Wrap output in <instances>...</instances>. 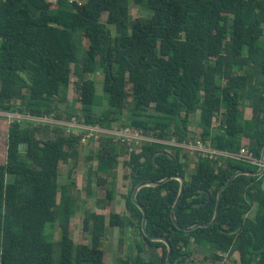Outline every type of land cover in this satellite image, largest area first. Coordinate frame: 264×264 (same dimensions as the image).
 <instances>
[{"label":"trees","instance_id":"trees-1","mask_svg":"<svg viewBox=\"0 0 264 264\" xmlns=\"http://www.w3.org/2000/svg\"><path fill=\"white\" fill-rule=\"evenodd\" d=\"M131 3L149 15L133 18ZM97 73L103 96L97 94ZM71 86L76 100L69 105ZM105 101L106 112L96 116L93 109ZM61 104L69 106V117L79 110L88 124H129L144 135L179 142L197 134L215 148L245 147L259 159L264 147V0H0V110L62 120ZM1 134L0 264H109L104 261L107 228L119 229L120 252L127 230L133 232L134 245L126 244L118 264H166L167 246L143 234V214L131 200L135 187L184 177L176 218L186 228L213 219L218 192L235 172L258 169L198 157L189 171L188 156L175 147L170 148L174 154L158 156L154 165L153 156L169 147L145 142L123 163L129 170L130 187L123 195L128 215L111 211L113 183L105 189L106 201L97 202L99 211L86 210V238L76 243L71 220L78 207L73 190L82 135L29 122L10 124L3 145ZM120 156L112 139L102 141L93 171L97 186L114 182ZM61 165L69 166L64 183ZM93 176L85 187L88 195ZM179 191L173 179L137 195L150 236L171 244L172 264H195V253L203 250L211 253L204 257L211 264H264V174L238 176L223 192L216 223L191 232L178 230L171 218ZM207 193L211 199L204 205ZM255 208L254 218L249 217ZM47 224L58 226V241L45 236Z\"/></svg>","mask_w":264,"mask_h":264},{"label":"rangeland","instance_id":"rangeland-1","mask_svg":"<svg viewBox=\"0 0 264 264\" xmlns=\"http://www.w3.org/2000/svg\"><path fill=\"white\" fill-rule=\"evenodd\" d=\"M79 2H84L85 0H78ZM130 12L133 18H137V17H147L149 15V13L144 10L143 7H139L136 6L135 4L131 3L130 4ZM102 22H106V16H104L102 18ZM109 28L112 30V32H114V28L112 26H109ZM84 44L88 45L87 42L83 43L81 46V53L83 52L84 49ZM94 79L96 81V89H97V94L98 95H105L103 92V80H102V75L101 73H97L96 75H94ZM75 80V77L72 76V81ZM76 100L75 98V93L72 89V86L70 87L69 90V96H68V104L71 105L74 103V101ZM245 105V103L243 104V106ZM69 106L67 104H61L60 105V114L62 116V120L67 123L70 124L73 121L77 122V125H82L83 127L85 125H91V126H101L100 124H88L84 121V119L81 117V112L78 110V116H74V117H69L68 115L71 114L70 110L68 108ZM245 108V113L244 116L245 118L249 119V117L251 116V112L249 110V108L247 107V105L244 106ZM107 109V102H104V105H102L101 107H95L93 109V113L96 116H103V114L106 112ZM74 110V109H73ZM54 119V115L51 116ZM130 118V113L129 112H124V116H123V121H127ZM57 119V118H56ZM246 119V120H247ZM199 120V115L197 114L195 118H193V124L191 126V133H195L196 129H195V123H197ZM245 120V119H244ZM129 122V121H128ZM10 126V122L8 121V119L5 118H1L0 119V130L2 132L1 134V144L3 145L5 140H6V136L5 134H7L8 128ZM38 126L47 129V131H53L54 128L56 127H60V128H64L66 130L67 133L68 132V127L67 126H60V125H56V124H39ZM106 128V127H103ZM117 128L119 129H124V128H131L134 129L133 127H130L129 124H127L125 127H119V126H115L113 128H108V129H115ZM137 132H139L137 129H134ZM72 132V130H70ZM82 132H77V134H80ZM199 133V132H198ZM73 134V133H72ZM75 135V134H74ZM82 135V134H80ZM102 135L99 134H95V137L86 140L84 143L82 142L81 144V148H80V157L82 158V161H80V167L79 169L76 171L77 175H74L76 178V189H74V193H75V197L76 200L78 202V211L73 219L74 222V231H73V239L76 243L81 242L83 238H86V236L84 235V233L82 232V226H83V218H84V213L85 210L88 208V204L86 202L87 198V194H86V185H87V181L89 178V174H92V171L90 170V166L96 167V165L98 164V162L96 161V157H97V153L99 152L100 149V145L102 146V141H106L107 139H111V138H107V136L104 137H100ZM147 137L150 138H154V139H158L156 137H152L149 135H145ZM123 139V138H122ZM200 139V136H198L196 134V137L191 138V141H197ZM123 141L119 140L118 142H116V140L112 141L114 143L117 144V152L121 155L119 157V167H118V176H117V186H118V190L124 192V188L126 186H128V182H127V178L129 175V170H127L126 168H124V162L126 160H128L131 150H135L136 147L138 145L143 144L142 142H137V141H132L131 143H129L127 140L123 139ZM240 141V139H239ZM145 143V142H144ZM174 150L173 149H165V152L162 153H166V154H174ZM183 155H187L189 158V171H191L194 167V164L196 162V160L198 159L197 156L195 155H191L189 152H183ZM89 156L93 157L92 161H86L87 158ZM69 171V166L66 165H61L60 166V183H64L67 179V174ZM96 176L93 177V183H92V196L89 199H92V204L90 203V206H93L92 209L95 207V204L97 201H106V193H105V189L108 186H97V180H96ZM119 192V198L122 196V194ZM121 199V198H120ZM124 200H120L119 205L123 204ZM113 208L116 211H119L120 207H117L116 203H113ZM120 212H122V214L124 213L123 209L120 210ZM255 212H256V208L254 211H252L249 214V217L254 218L255 216ZM45 236L47 237V239L51 242H56L60 239L61 237V232L58 228L57 225H53V224H47L46 228H45V232H44ZM118 237H119V231H117V229H113V228H108L107 230V237H106V244L107 247L104 246V251H105V259L104 261L109 263V264H118V262L121 259H124L126 256H123V250H125L126 245H124V248L121 250H118ZM125 243L127 244V246H129V244L133 243V238L132 236L128 237L125 239ZM211 253L209 251H198L195 253L194 255V259H195V264H211L210 261H206L204 259L205 256H209ZM233 259H235L236 261L239 260V255L236 253L233 256ZM216 264H220V263H216Z\"/></svg>","mask_w":264,"mask_h":264},{"label":"built area","instance_id":"built-area-1","mask_svg":"<svg viewBox=\"0 0 264 264\" xmlns=\"http://www.w3.org/2000/svg\"><path fill=\"white\" fill-rule=\"evenodd\" d=\"M5 118L8 119L10 124L13 122L19 123H32L34 126H38L39 124H56L60 126H67L68 132L73 133L75 135L82 134V142L84 143L86 140L95 137V134L102 135L100 137L107 136V138H111L118 142L119 140L123 141V139L127 140L129 143L132 141L137 142H146V143H158L166 145L170 148H179L183 152H189L191 155H195L197 157H201L204 159H208L211 161H223V160H233L237 162H243L248 165L259 168L260 166V158H256L254 153L245 147H241L238 151H226L215 148L210 142H203L201 139L197 141L188 140L187 142H179L176 138L171 140H162V139H154L145 136L141 131L137 132L131 128L124 129H108L103 128L101 126H91L85 125H77V122H72L70 124L65 123L63 120H59L56 118H52L49 116L36 117L30 114H21V113H9L0 110V119ZM216 123V119H214ZM72 130V132L70 131ZM77 132H82L77 134ZM123 138V139H122ZM132 151V150H131ZM264 174V172H263Z\"/></svg>","mask_w":264,"mask_h":264},{"label":"water","instance_id":"water-1","mask_svg":"<svg viewBox=\"0 0 264 264\" xmlns=\"http://www.w3.org/2000/svg\"><path fill=\"white\" fill-rule=\"evenodd\" d=\"M162 154H164V153L159 152V153H156L153 156V163H154V165H156V163H155L156 158L158 156L162 155ZM263 172H264V147L262 149L261 156H260V166H259V168L256 171H251V170H246V169L239 170V171L235 172L228 179V181L220 188V190L218 192V195H217V202H216L215 213H214L213 219L209 223H198V224H196L194 226L186 227V228L181 227L179 225V223H178L177 218H176V209H177V207H178V205H179V203L181 201L182 195L184 193L185 183H186V180H185L184 177H180V176H169V177H166L165 179L160 180V181L147 180V181H143V182L139 183L135 187V189L133 191V194L131 196V200H132L133 204L143 214L142 231H143L144 236L147 237V238H149L153 242H162V243H164L167 246V250H168V254H167V258H166V264H172V246L169 243V241L166 238H164V237H160V236H150V234L148 233V230H147V221H148L147 212H146L145 208L137 200L138 192L142 188H145V187H156V186L162 185L165 182L170 181V180H173V179L178 180L179 183H180V191H179V195H178V197H177V199H176V201L174 203V206L172 208L171 218H172V221H173L175 227L178 230L183 231V232H191V231H193V230H195L197 228H208V227H211V226H213L216 223V221L218 219V216H219V213H220V207H221L223 192L230 186V184L238 176L246 175V176L257 177V176H261L263 174ZM210 199H211V197L207 193V201L204 203V205H206L207 203H209L210 202ZM197 207H199V205H197Z\"/></svg>","mask_w":264,"mask_h":264},{"label":"crops","instance_id":"crops-1","mask_svg":"<svg viewBox=\"0 0 264 264\" xmlns=\"http://www.w3.org/2000/svg\"><path fill=\"white\" fill-rule=\"evenodd\" d=\"M119 164H120V162H119ZM79 167H80V163H79ZM118 167H119V165L117 166V169L115 170V171H113L114 173V176H115V179H114V182H111V181H113V180H111V181H108V186L106 187V188H108V189H110L111 188V185L114 183V195H113V200L111 201V203H110V208H111V211L112 212H114V213H117V214H120V215H123V216H127L128 215V212L126 211V209H125V200L123 199V195H125L126 193H127V191H128V189H129V187H130V181L129 180H127V182H128V186H126L125 188H124V192H122V191H120V190H118V186H117V176H118ZM96 168H97V165H96V167H94L93 166V164H92V166H90V170L92 171V175H94L95 176V174H94V172L93 171H96ZM75 175H77V172H76V174ZM98 176H101V177H107V175H105V174H97ZM93 176V177H94ZM74 179H75V182H76V178H75V176H74ZM88 182V181H87ZM76 189V188H75ZM118 191H120V193L122 194V196L119 198V192ZM86 194H87V192H86ZM73 195H74V197H75V193H74V190H73ZM92 196V191L90 192V195H88L87 194V198H85L86 199V202H87V204H88V208L86 209V210H90L91 212H98L99 211V209L96 207V204H97V202H96V204H95V207L92 209V207L93 206H90V203L92 204V199H89L88 200V198H90ZM76 198V197H75ZM120 200L122 201V200H124V203L123 204H120L119 205V202H120ZM113 203H116L117 204V207L119 206L120 207V209H119V211H116L114 208H113ZM77 205H78V202H77ZM93 205V204H92ZM78 207H79V205H78ZM78 207H77V211H78ZM121 209H123V211H124V213L122 214V212H120V210ZM86 210H85V212H86ZM85 214V213H84ZM74 219V218H73ZM73 219L71 220V222L74 224V222H73ZM113 229H117V228H113ZM107 230H108V228L106 229V235H107ZM117 231H119V229H117ZM130 236H132V238H133V243H131V245H134V236H133V232H132V230H131V228L130 229H128L127 230V234H126V238H128V237H130ZM119 241H120V232H119V237H118V250H119ZM126 241V240H125ZM125 241L123 242V244L124 245H126V243H125ZM105 247H107V244H106V242H105ZM126 250H128V247L126 246V248H125V250H123V256L125 255V253H127V251ZM130 250V249H129ZM131 251V250H130ZM134 251H135V249H134ZM135 253V252H134ZM105 259V258H104ZM107 263V262H106Z\"/></svg>","mask_w":264,"mask_h":264},{"label":"clouds","instance_id":"clouds-1","mask_svg":"<svg viewBox=\"0 0 264 264\" xmlns=\"http://www.w3.org/2000/svg\"><path fill=\"white\" fill-rule=\"evenodd\" d=\"M263 175V174H262Z\"/></svg>","mask_w":264,"mask_h":264}]
</instances>
